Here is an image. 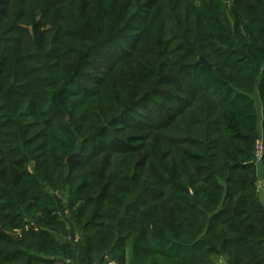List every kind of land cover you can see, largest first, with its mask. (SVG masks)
Masks as SVG:
<instances>
[{
    "label": "trees",
    "instance_id": "1",
    "mask_svg": "<svg viewBox=\"0 0 264 264\" xmlns=\"http://www.w3.org/2000/svg\"><path fill=\"white\" fill-rule=\"evenodd\" d=\"M260 137L264 0H0V264H264Z\"/></svg>",
    "mask_w": 264,
    "mask_h": 264
},
{
    "label": "built area",
    "instance_id": "2",
    "mask_svg": "<svg viewBox=\"0 0 264 264\" xmlns=\"http://www.w3.org/2000/svg\"><path fill=\"white\" fill-rule=\"evenodd\" d=\"M254 154H255V159L257 161V164L261 165L263 162V158H264V142L261 137L258 138L255 143ZM259 185L264 186V177L260 179Z\"/></svg>",
    "mask_w": 264,
    "mask_h": 264
},
{
    "label": "crops",
    "instance_id": "3",
    "mask_svg": "<svg viewBox=\"0 0 264 264\" xmlns=\"http://www.w3.org/2000/svg\"><path fill=\"white\" fill-rule=\"evenodd\" d=\"M254 100H255L256 109L261 113V111H262V103H261V100L259 98L258 92L255 93ZM261 166L262 165H258V167H259L258 170H259V175L260 176H262V174L264 173V168L261 167ZM260 190H262V191H260ZM260 193H263V195H260ZM259 197H260V201L262 202V204L264 206V188H262V187L259 188Z\"/></svg>",
    "mask_w": 264,
    "mask_h": 264
},
{
    "label": "water",
    "instance_id": "4",
    "mask_svg": "<svg viewBox=\"0 0 264 264\" xmlns=\"http://www.w3.org/2000/svg\"><path fill=\"white\" fill-rule=\"evenodd\" d=\"M204 63H205V61H203ZM79 155V153L78 152H75L74 154H72L68 159H67V161L69 162V163H72L76 158H77V156Z\"/></svg>",
    "mask_w": 264,
    "mask_h": 264
},
{
    "label": "rangeland",
    "instance_id": "5",
    "mask_svg": "<svg viewBox=\"0 0 264 264\" xmlns=\"http://www.w3.org/2000/svg\"><path fill=\"white\" fill-rule=\"evenodd\" d=\"M260 191H262V190H260ZM260 195H263V193H260ZM262 197V196H261ZM111 264H115V263H111Z\"/></svg>",
    "mask_w": 264,
    "mask_h": 264
}]
</instances>
